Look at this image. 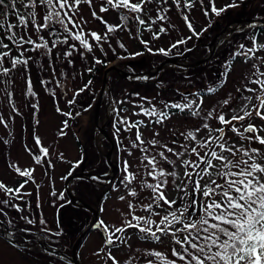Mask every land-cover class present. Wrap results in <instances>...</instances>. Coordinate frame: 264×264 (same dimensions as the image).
I'll return each mask as SVG.
<instances>
[{
  "label": "rangeland",
  "instance_id": "374dc122",
  "mask_svg": "<svg viewBox=\"0 0 264 264\" xmlns=\"http://www.w3.org/2000/svg\"><path fill=\"white\" fill-rule=\"evenodd\" d=\"M230 2L231 0H215L217 8ZM239 2V8L228 9L219 17L211 14L210 11L209 16L204 15V9H210L208 0H204L203 6L197 2L188 15L196 31L200 33L199 36L192 35L182 19L184 13L175 7L172 0H168V3L164 5H161L158 0H153L152 4H146L145 12L142 14V18L146 20L145 26L138 25L134 20L122 22L117 10L110 9L107 13H101V0H92L91 8L88 4L82 3L77 15L87 21L84 25V32L86 38L93 44V52L89 53L81 49L84 52L83 57L74 52L72 57L65 58L63 53L68 50V45L59 44L53 48L50 55L44 54L43 49L38 52L25 51V57H32L26 68L18 65L7 77L0 75V120L4 121L0 123V182L17 188L26 179L20 177L15 168L10 165H16L21 170H34L33 180L21 189L22 192L31 193V195L24 196V200L14 201L25 209L22 215L28 216L33 223L27 224L20 218L21 214L16 213L15 210H8L9 218L13 220L14 239L10 244L8 242L10 237L4 235L3 229L0 228V264H74L71 259H68L72 247L80 234L93 224L94 215L91 211L84 212L82 207L76 210L78 206L72 205L73 203L65 192V182L68 177L78 173H90L97 176L111 175L114 171H112L107 156L117 168V174L113 180L96 182L77 177L70 184L72 194L81 198L84 203L93 206L99 212V222L103 220L110 227L122 226L124 221L131 219L127 204L129 200L137 205L134 210L135 215H148L140 207L138 201L143 205L149 204L151 202L150 191L147 189L141 191L140 181L137 180L132 187L139 193V196L133 198L128 196L127 190L120 184L124 161L128 162L130 170L140 175H143L144 169L141 164L143 153L131 147V141L136 138V129L124 131L123 125L118 124V120L120 117L130 121L144 120L146 126L140 128L142 139L146 142L144 147H149L147 141L153 139V130H155L160 133L156 139L161 144L166 143L180 150L179 144L185 141L179 133L194 131L200 126V117H192L171 109L170 111L175 115L165 121L164 125H155L149 121L148 117L133 115V113L140 112L138 105L144 103L145 107H149L148 101H150L151 105H155L160 110L163 108L161 101L182 103L183 96L196 99L193 94L200 93L204 98V105L201 108L203 112H207L210 110L209 106L215 107L216 101L223 98L227 92H232L233 96H237L235 89L247 82L250 65L253 62L259 63V61L249 60L245 63L243 56L234 57L232 53L243 51L239 48L241 44H244L245 48L250 47L249 36L251 35H255L259 42H264V29L259 34L255 24H232L229 31L217 41L216 49L212 48V61L203 63L199 67L189 68L184 65L194 64L209 56L213 36L220 32L221 28L225 29V22H229L228 26L237 20H264V0H239ZM161 7L169 9L165 21L156 20ZM93 8L97 15L103 16L109 24H125V27L118 32L108 35V40L103 42V51L90 36H87V33L92 31L101 35L106 31L104 25L92 17ZM181 8H183V0H181ZM36 11L38 13L36 22L43 23L44 10L38 7ZM124 14L132 15L131 13ZM151 20H156V23L151 25L153 31H157L161 26L167 29V32L161 34L158 40H154L151 32L145 30ZM8 22L17 23L15 18L6 19L5 23ZM17 32L23 34V29L18 28ZM4 35L5 33H2L0 37ZM40 35H43L48 40L49 47H52L55 38L49 36L48 30L37 33L30 21L25 38L31 36L39 43L41 42L38 39ZM189 36L192 38L186 44H181L175 49L171 48L173 43ZM141 41L149 43L146 46ZM3 42L8 43L7 40ZM72 43L73 41L69 40V44ZM76 44L79 48L78 42ZM120 44H123L124 48H121ZM30 47L31 45H25V48ZM146 47H152L153 51L159 48L171 50L167 56L152 55L146 51ZM10 48H12V56L19 55V50L11 44ZM57 52L61 54L59 58H57ZM136 52H143L144 55L132 58V54ZM258 55H264V52ZM119 57L128 58L120 59ZM69 59L72 60V64L68 63ZM96 59L104 63L93 72ZM169 59L176 60L182 66L169 63L156 76L148 79L140 75L123 78L117 71L108 73L106 86L98 106L104 86L105 71L108 68L116 66L123 73L148 76ZM105 62L109 64L103 70ZM4 66H11L8 58H5ZM88 68H92V71H87ZM229 68L231 69L229 74L224 76L223 74ZM29 80L32 85L31 93L28 91ZM209 87H216L217 91L208 93ZM80 89L84 91L80 92ZM145 97L147 101L143 100ZM72 100L76 102L69 104L68 101ZM64 113H71V115H64ZM65 121H67V127H65ZM208 123L219 126L211 120ZM114 124L121 128L119 134L116 133ZM62 129L66 135L60 134ZM203 133L204 130L197 134L198 139ZM229 135L233 143L238 142L237 137L231 133ZM37 136L40 138V145L35 143ZM174 139L178 141L177 145L172 144ZM44 147L49 150L47 159L51 161V166L43 161L39 164L35 162L37 155L42 156L40 150ZM160 150L162 149L159 146L149 147V152L153 155ZM165 154L175 159L171 157V154ZM190 158L195 159L194 156ZM80 159L84 162L77 167L76 161ZM177 164L176 171L182 174L184 168L179 166L178 161ZM162 167L168 171L172 170L166 163L162 164ZM165 192L170 199L177 198L179 204V194L171 188V178H169V186ZM120 195H125L126 201H121ZM104 196L108 198L106 197L104 203L99 204ZM3 198H5L4 194L0 190V199ZM25 201L28 202L27 205ZM62 208V212L66 211L59 214ZM160 211L163 214V210ZM151 218L159 221L158 216L153 215ZM4 219L0 216V220ZM41 221L44 223L42 224ZM20 229H27V231L21 232ZM45 229L49 231L45 232ZM57 231H61L62 235H53ZM124 235L126 243L111 248L112 255L120 264H126L129 255L137 257L133 264H146L144 257L140 254L148 251H161L171 258V248L176 247L169 237H162L161 242L141 239L143 234L131 228ZM87 237L77 254L81 264H111V261H105L103 256L96 255L102 247L105 251L108 250L104 243L106 234L103 230L91 231ZM42 242L49 243L47 248L53 250L55 249L50 246L51 242H56L61 247L64 244V246L60 248L59 254H54L45 249ZM177 264L181 262L178 261Z\"/></svg>",
  "mask_w": 264,
  "mask_h": 264
},
{
  "label": "snow or ice",
  "instance_id": "6c2138e0",
  "mask_svg": "<svg viewBox=\"0 0 264 264\" xmlns=\"http://www.w3.org/2000/svg\"><path fill=\"white\" fill-rule=\"evenodd\" d=\"M158 2L164 5L168 3V0H158ZM197 2L203 6L204 0H183V8H181V0H172L175 7L184 13L182 19L193 36H199L200 33L189 20L188 13ZM18 3L20 7L17 6ZM82 3L92 7V0H0V8L10 9L17 18V23H5L4 20H0V30L5 33L3 37H0V49H3L0 51V75L7 77L18 65L26 68L32 57H25V51L38 52L43 49L44 54L50 55L53 48L59 44L68 45V50L63 53L65 58L72 57L74 52L83 57L84 52L81 49L89 53L93 52V44L89 42L84 32V25L87 21L77 15ZM152 3L153 0H136V2L133 0H101L100 12L107 13L110 9L117 10L122 22L134 20L138 25L145 26L146 20L142 18V14L145 12V5ZM208 3L210 9H204L206 17L209 16V11L219 17L228 9L240 7L239 0H231L230 3L220 8L216 7L215 0H208ZM38 7L44 10L43 23L36 22ZM168 10L161 7L156 20L165 21ZM8 15V11H0V16L7 19ZM92 17L103 24L106 31L103 35L92 31L87 33V36H90L103 51V42L108 40V35L118 32L125 27V24H109L103 16L97 15L94 8ZM156 20H151L145 29L151 32L154 40H158L161 34L167 32V29L162 26L157 31L152 30L151 25L155 24ZM30 21L37 33L48 30L49 36L55 38L52 47H49L48 40L43 35L38 37L41 41L39 43L31 36L25 38ZM18 28L23 29V34H18ZM191 38L189 36L178 40L171 45V48L175 49L181 44H186ZM249 39L250 47L245 48V45L241 44L239 48L243 51H236L232 55L234 57L243 56L245 63L249 60L259 61V63L253 62L250 65L247 82L235 89L237 96H233L232 92H227L223 98L216 101L215 107L209 106L210 110L207 112H203L201 108L204 105L203 96L200 93H194L196 99L183 96L182 103L161 101L163 108L160 110L155 105H151L150 101H148L149 107L141 103L138 105L140 112L133 113V115L148 117L149 121L155 125H164L165 121L170 120L175 115L170 111L171 109L192 117H200V126L194 131L179 133L185 141L179 144L180 150L166 143L161 144L156 139L160 136L159 131L153 130V139L147 141V144L151 148L159 146L162 150L154 155L151 154L149 147H144L146 142L142 139L140 131L142 126H146L144 120L130 121L124 117L119 118L118 124L123 125L124 131L136 129V138L131 141V147L143 153L141 164L144 169L143 175H140L130 170V165L124 161L120 184L127 190L128 196L135 198L139 196V193L132 185L139 180L141 191L145 189L150 191L151 202L143 205L138 201L140 207L148 213V215L139 216L135 215L134 211L137 205L130 200L127 201L131 219L124 221L122 226L110 227L103 220L95 224L94 227L102 229L106 234L104 243L108 247L107 251L102 247L96 253L97 256H103L104 260L111 261V264H120L112 255L111 248L126 243L124 234L131 228L143 234L141 239L161 242L162 237H169L176 245L171 248V258L161 251H148L140 254L144 257L146 264H177L178 261L181 264H264V70H262L264 55H258L264 52V42H259L255 35L249 36ZM4 40L8 43H4ZM69 40L73 43L69 44ZM141 42L146 46L149 43L148 41ZM10 44L19 50L18 56H12ZM25 45H31V47L25 48ZM120 47L124 48V45L120 44ZM170 50L159 48L153 51L152 47H146V51L152 55L167 56ZM56 55L59 58L61 54L57 52ZM143 55V52H136L132 54V58ZM5 58L10 60V67L4 66ZM119 58L127 59L128 57ZM68 63L73 62L69 59ZM95 63L102 64L104 61L96 59ZM230 70V68L227 69L223 75L227 76ZM87 71L91 72L92 68H88ZM28 91L32 92L30 80ZM79 91L83 92L84 89ZM216 91V87L207 89L208 93ZM143 100L147 101V98ZM75 102V100L68 101L69 104ZM64 115H71V113H64ZM210 120L218 123L219 126L209 124ZM0 123L4 121L0 120ZM5 127H7L6 123ZM65 127H67V121H65ZM114 129L117 134L121 131L116 124H114ZM202 130L204 133L198 139L197 134ZM229 133L238 138L237 143L232 142ZM60 134L66 135L63 129ZM35 143L37 145L41 143L38 136L35 137ZM172 144L177 145L178 141L174 139ZM254 144L258 146H253ZM40 151L42 156L37 155L35 162L39 164L43 161L51 166V161L47 159L48 148L44 147ZM165 153L171 154V157L175 159ZM131 154L129 151V155ZM60 155L62 158L63 154ZM193 156L194 160L190 158ZM177 161L179 166L184 168L182 174L176 171ZM83 162V159L77 160L76 166L79 167ZM165 163L169 165L171 171L162 167ZM10 167H14L20 177L26 178L17 188L0 182V190L5 197L0 199V216L5 218L0 220V228L3 229L4 235L10 237L8 242L12 244L14 225L13 220L9 218L8 210H15L16 213L21 214L20 218L27 224L33 223L28 216L22 215L25 209L14 201L24 200V196L31 195V193L22 192L21 189L33 180L34 170H21L16 165H10ZM169 178H171V188L179 194V204L177 198L170 199L165 192L169 186ZM60 198L63 199V197ZM119 199L126 201V196L120 195ZM27 203L25 201L26 205ZM161 209L163 214H161ZM153 215L159 217L158 222L151 218ZM41 223L44 222L41 221ZM19 231L23 232L27 229ZM48 231L45 229V232ZM53 235L60 236L62 232L57 231ZM135 260H137L136 256L129 255L126 264H133Z\"/></svg>",
  "mask_w": 264,
  "mask_h": 264
},
{
  "label": "water",
  "instance_id": "95a60500",
  "mask_svg": "<svg viewBox=\"0 0 264 264\" xmlns=\"http://www.w3.org/2000/svg\"><path fill=\"white\" fill-rule=\"evenodd\" d=\"M243 23H248V24H258V25H263L264 26V20H256V19H243V20H237V21H233L230 25H228L225 29H223L221 32H219L218 34H216L210 44V48H211V52L209 54L208 57L202 59L201 61L199 62H196L194 64H191V65H184L185 67H199L201 66L203 63H207L208 61H211L212 60V55H213V51H212V48L213 49H216L215 45L217 43V41L222 37L223 34L227 33L229 31V27L232 26V24H236V25H240V24H243ZM233 31V30H232ZM231 31V32H232ZM170 64H174V65H177V66H182V64L178 63L176 60H172V59H169V61L159 65L156 69H155V72H152L150 73V75H146V74H137V75H134L132 73H123L120 71V69L118 67H111V68H108L106 71H105V76H104V79H103V88H102V91H101V94H100V100L98 102V106L100 104V101H101V98H102V94H103V91L105 89V84H106V81H107V77H108V73L110 72H113V71H117L123 78H127L129 76L131 77H137V76H144V77H147L150 78V77H153V76H156V74L159 73V71L161 69H163L166 65H169ZM110 157L107 156V160L109 161V164L111 165V168H112V171H114L111 175L109 176H103V175H94V174H83V173H78L77 175L75 176H71V177H68L66 179V182H65V192L66 194L68 195V198L70 199V201L74 204V205H79L81 207H83L84 209L86 210H90L92 215H94V222L92 225H90V228L84 230L79 238L77 239V241L74 243L73 245V249L71 251V255H70V258L68 257V259H71L73 261L74 264H81L80 260L78 259L77 257V254H78V251H79V247L80 245L86 240L88 234H90L91 231H95V230H99L97 229L96 227H94L95 224L99 223V219H100V215H99V212L96 211V209L91 206L90 204H86L84 203L81 198L79 197H76L74 194H72L71 190H70V184L73 180H75L77 177L78 178H86L87 180H103V181H106V182H110L113 180V178L116 176L117 174V168L112 164L111 160L109 159ZM44 244L46 245V243L44 242ZM45 249L53 252L54 254H59L61 251H56V250H53V249H50L49 247L47 248V246H45ZM62 255V254H61ZM62 256H65V255H62Z\"/></svg>",
  "mask_w": 264,
  "mask_h": 264
},
{
  "label": "trees",
  "instance_id": "16d2710c",
  "mask_svg": "<svg viewBox=\"0 0 264 264\" xmlns=\"http://www.w3.org/2000/svg\"><path fill=\"white\" fill-rule=\"evenodd\" d=\"M17 6L20 7V4L18 3ZM0 11H8L9 15H8V17H7V20H8V19H11V18H15V20H16V22H17V18H16V16L11 12L10 9L5 10V9L0 8ZM21 11L23 12L24 10L21 8ZM1 19H4V22H5V20H6V18L3 17V16H0V20H1ZM227 24H229V22H227V23L225 22L224 25L227 26ZM226 26H225V28H226ZM221 27H223V25H221ZM255 27H256L257 30L259 31V34H260V32H262L263 29H264V26H263V25L255 24ZM223 29H224V27L221 28L220 32H221ZM240 30H241V29H240ZM2 33H4L3 30H0V34H2ZM218 33H219V32H218ZM218 33H217V34H218ZM215 35H216V34H215ZM215 35H214V36H215ZM214 36H213V37H214ZM201 60H202V59H201ZM201 60H200V61H201ZM211 61H212V60H211ZM196 62H197V61H196ZM198 62H199V61H198ZM209 62H210V61H209ZM108 64H109V63L105 62V65H104V67H103V70H105V69L108 67ZM99 65H101V64H96V65H94L93 72H94V70H97V69H98V66H99ZM185 69H187V68H185ZM79 179H82V178H79ZM87 181H88V180H87ZM95 181H96V182H99V181H103V180H99V181H98V180H95ZM103 182H104V181H103ZM104 195H105V193H104ZM106 197L108 198V196H104V197L100 200V203H99V204L104 203V201L107 199ZM72 205H74V204H72ZM75 206L77 207V205H75ZM80 208H81V206L78 205V207H77L76 210H80ZM81 209H84V208L82 207ZM62 210H63V208L61 209L60 213H59V212H58V213L61 214V213H63L64 211H66V210H64V211L62 212ZM98 210H99V207H98ZM89 211H90V210H89ZM84 212H88V210L84 209ZM87 238H88V237H87ZM87 238H86V239H87ZM85 241H86V240H85ZM85 241H84V242H85ZM84 242H83V243H84ZM83 243H82V244H83ZM41 244H42V246H44V242H42ZM47 244H49V243H47ZM47 244H46V245H47ZM82 244L80 245V247L82 246ZM50 246H51V247L53 246V248L56 249V250H57V249L60 250V248H62V247L64 246V244H63L62 247H61V246L58 245L56 242H53V243L51 242V243H50ZM80 247H79V248H80ZM79 251H80V249H79ZM79 251H78V252H79Z\"/></svg>",
  "mask_w": 264,
  "mask_h": 264
}]
</instances>
